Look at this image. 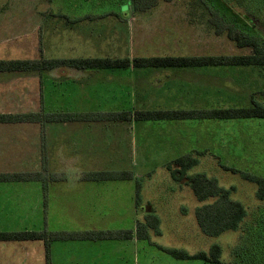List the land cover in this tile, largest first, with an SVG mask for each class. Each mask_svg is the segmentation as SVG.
I'll return each mask as SVG.
<instances>
[{"label":"rangeland","instance_id":"obj_1","mask_svg":"<svg viewBox=\"0 0 264 264\" xmlns=\"http://www.w3.org/2000/svg\"><path fill=\"white\" fill-rule=\"evenodd\" d=\"M130 5L129 0H0V59L247 53L246 49L235 46L225 33L215 34L216 28L222 29L221 25L216 27L215 12L223 22L232 23L242 31L264 35V7L248 15L253 24L236 0L160 1L145 11H134ZM204 6L213 14L212 24L208 23L209 9ZM60 13L80 21L65 26L58 19ZM117 14H121L124 23L114 20ZM137 70L132 73L134 84L127 76H131L129 70H119V75L109 77L110 80L105 77L111 73L98 72L86 83L78 81L86 77L79 70L54 69L48 78L45 75L42 84L25 76L27 72H3L0 73V113L37 111L41 107L47 111L212 108L249 106L253 100L264 105V93H260L264 91V70L260 67L195 68L202 75H213L215 82H196L192 72L169 75L190 81L184 84L177 79L163 81V74H152L156 68ZM144 74L147 81H143ZM158 83L162 87L154 89ZM188 84L191 89L186 87ZM183 87L187 93L179 95V92L178 96L169 93ZM45 128L51 139L50 152L41 167L44 158L39 155L38 162L34 133L37 124L0 123L1 130L17 132V138L13 139H24L21 133L24 131L34 145L28 148L30 144L19 147L0 144V161L2 157L7 159L3 164L8 167L16 163L14 170L18 171L40 164L42 175V168L48 166L51 169L48 177H66V182L54 185L57 188L50 196L46 181L38 185L43 195L41 201L48 202L50 209L49 213L42 210L34 218V230L43 227L50 231L93 227L132 229L130 240L136 242L135 264H209L173 259L155 244L189 253L207 252L211 245L218 244L225 264H264V201L257 198L255 183L223 167L264 177V119L54 123ZM67 129L75 131L71 141L53 138ZM32 152L34 157L30 156ZM184 153L199 158L189 174L204 173L224 188L234 187L231 198L239 201L247 213L237 230L217 236L200 230L195 209L213 198L198 200L189 186L174 182L164 167L166 162ZM102 169L131 170L135 179L115 180L103 186L77 180L86 171ZM135 181L140 185L137 203ZM38 186L23 188L27 193L33 190L35 195ZM87 188L94 191H84ZM86 204L90 207L86 208ZM146 206H150L149 212ZM148 214L158 217L160 235L149 229L151 241L136 240V221L146 222Z\"/></svg>","mask_w":264,"mask_h":264},{"label":"trees","instance_id":"obj_2","mask_svg":"<svg viewBox=\"0 0 264 264\" xmlns=\"http://www.w3.org/2000/svg\"><path fill=\"white\" fill-rule=\"evenodd\" d=\"M134 11L148 10L155 7L158 2L172 0H129ZM238 5H243L246 17L253 23L248 15L255 13L264 6V0H236ZM253 3H259L254 5ZM203 6V5H201ZM208 23L212 24V13L208 6ZM66 26L76 24L80 20H70L64 14H57ZM215 34L225 33L226 37L238 48L246 49L245 54H219V55H189V56H134L129 57H92V58H33V59H0V73L27 72L38 73L42 76L54 69L74 68L82 72L96 70H112L134 68H185L201 66H253L264 70V35L248 33L238 29L232 23H225L219 19L215 12ZM254 24V23H253ZM261 94L264 91L260 92ZM258 118L264 119V105L252 101L249 106H227L212 108H177V109H116V110H54L47 111L40 108L37 111L18 113H0V123H39L40 125L53 123H97V122H128V121H165V120H238ZM199 163L197 155L191 153L181 154L165 163L171 179L180 184L187 185L194 196L200 200L211 199V202L196 207L194 216L200 230L210 236H217L228 230H237L246 217L244 206L231 198L234 187L224 188L215 178H210L204 173L189 174L188 171ZM227 170L240 175L242 179L256 184V196L264 201V177L248 171L229 168ZM46 176L51 173L46 172ZM41 173H0V180H29L40 178ZM53 177V176H52ZM82 178L92 181L131 180V170L102 169L86 171ZM136 203L140 197V185L135 181ZM149 229L160 235L159 219L153 214L147 215L146 222L136 221V240L151 241ZM132 238L129 229H103L80 231H50L45 227L41 230H22L0 232V241H34L43 242L45 251V264H50V244L59 240H128ZM157 249L176 260H200L209 264H225L221 260V247L218 244L210 246L208 251L189 253L184 249L168 248L155 244Z\"/></svg>","mask_w":264,"mask_h":264},{"label":"crops","instance_id":"obj_3","mask_svg":"<svg viewBox=\"0 0 264 264\" xmlns=\"http://www.w3.org/2000/svg\"><path fill=\"white\" fill-rule=\"evenodd\" d=\"M116 16L117 18L114 20H118V22L124 23L121 14L119 15L117 14ZM70 28L73 29L74 27H70ZM132 57L134 56H131V57L129 56V58H132ZM243 67H253V66H243ZM174 68L175 67L156 68L157 70H155L152 74L153 75L163 74L162 75L163 81L164 79L165 80L166 79H177L182 84H184L185 82H190V81H188L187 79H184L183 77L179 79L176 77L172 78L169 75L170 74L175 75L177 72H180V73L192 72V73H195L196 75L195 76V80H197L196 82H201L199 80H207V81H213V82L216 81V78L213 75L212 76L202 75L201 72L195 70V68H199V67H185V68H175V69ZM137 69L138 68L129 67L127 69L96 70V71H91V72L80 71L82 73H85L86 77L79 78L78 81L90 83L91 80L94 78V76H96L98 72H103V71H107L108 73H111L109 74V76L105 77L106 79L110 80L112 78H115L113 75H117L119 73V70H129L131 71V73L129 72L131 76L130 77L129 75L127 76L131 84H134L132 82H135L133 81V78L135 77H132V76L136 73V71H138ZM50 72L51 71L47 72V74H42V76L35 72L30 73V74H25V76H31V78H35V81L37 82V84L38 83L42 84V80L45 78V75H47V78H48ZM147 74H151V73L147 72ZM147 74L146 75L144 74L145 78L143 81L145 80L147 81ZM110 75H112L113 77ZM161 84L158 83V85L154 86L153 88L159 89L162 87ZM186 87L191 89L190 84H188V86ZM183 89L177 88V90L173 92L169 91V93L173 96H178L177 94L179 92H180L179 95L187 93L186 92L187 90H185V87H183ZM188 108H192V107H188ZM161 109H169V108H161ZM170 109H177V108H170ZM36 124L38 126V129H36L37 131L35 132L33 130L37 137L36 154L38 155V162H39V155L41 156V159L44 158L42 166L40 164H37V166L25 167L26 169H23V171H18V170H14V169H17L16 163H14V165H8L7 167L5 164H3L4 162H6L7 159H5L6 157H2L3 161H0V173H31V174L41 173L40 166L44 167L45 159L46 161L48 159V152H50L48 142L51 139H49V135H47L48 130L46 128L44 129V127L48 124L46 125H40L39 123H36ZM64 124L76 125L78 123H64ZM16 133L17 132L13 129H4V130L0 129V144H5V147H9V146L17 147V145L19 147L20 144L22 146L30 144L28 148H31V147L33 148L34 145H33L32 139L31 138L27 139L26 138L27 135L25 134L24 131L21 132L24 136V139H21L19 141L17 139L16 140L13 139V138H17ZM74 133L75 131L67 129L66 131L64 130L60 131V133H57L55 136H53V138L57 136L63 137L65 140L67 139V141L69 142L71 141L70 139H72V137H75ZM1 138H6V139H1ZM34 140H36V138H34ZM83 141L85 142V140ZM58 143L59 142H57V144ZM54 147H56V144L52 146V148ZM34 152L30 153V156L32 155L34 157V154H35ZM24 161H27V160L24 159ZM6 168L7 170H5ZM45 168L46 170H44ZM45 168H42V171L44 172L43 176H41L40 178L29 179L31 182H26L29 180H0V232L34 230V228H32L33 226H35L33 224L34 218L39 217L41 215L40 212L42 210H44L45 213L46 212L49 213L50 204L48 202L45 203L43 200L41 201V197H43V195L42 194L40 195V187L38 185L39 184L42 185V183H45L46 181V183L50 185V187L47 188V194H49L50 196V193L55 192L57 188L54 185L60 184V182H62L63 184L64 182H66L65 180L66 177L57 176L56 179L48 177L46 176L47 175L46 172L49 171L48 173H51L50 171L51 169L48 168V166ZM77 180L81 182L87 181L91 183L92 185H98V186L100 185L103 186L109 182L115 181V180L92 181V180H86L82 178V176L80 178L77 177ZM34 184L38 186L36 189L35 195H34L33 190L32 192L27 193V190H25L26 188H23L25 187V185L26 187H28ZM61 191L62 189L59 190V192ZM84 191L89 192V191H94V189L87 188ZM89 207L90 206L88 205L86 206V208H89ZM89 230H103V229H98L97 227L96 228L93 227ZM134 231H135V228H134ZM136 258H137L136 257V242L131 241L130 239L128 240H59V241H53L50 244V264H135ZM0 264H45V251H44L43 242L39 240L0 241Z\"/></svg>","mask_w":264,"mask_h":264},{"label":"water","instance_id":"obj_4","mask_svg":"<svg viewBox=\"0 0 264 264\" xmlns=\"http://www.w3.org/2000/svg\"><path fill=\"white\" fill-rule=\"evenodd\" d=\"M145 210H146L147 212H149V211H150V206H146Z\"/></svg>","mask_w":264,"mask_h":264}]
</instances>
